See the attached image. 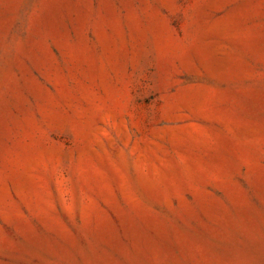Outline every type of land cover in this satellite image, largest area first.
I'll return each mask as SVG.
<instances>
[{
    "label": "rangeland",
    "instance_id": "obj_1",
    "mask_svg": "<svg viewBox=\"0 0 264 264\" xmlns=\"http://www.w3.org/2000/svg\"><path fill=\"white\" fill-rule=\"evenodd\" d=\"M0 264H264V0H0Z\"/></svg>",
    "mask_w": 264,
    "mask_h": 264
}]
</instances>
